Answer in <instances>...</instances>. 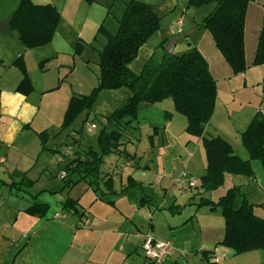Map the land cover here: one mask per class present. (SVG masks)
Wrapping results in <instances>:
<instances>
[{"label": "crops", "instance_id": "1", "mask_svg": "<svg viewBox=\"0 0 264 264\" xmlns=\"http://www.w3.org/2000/svg\"><path fill=\"white\" fill-rule=\"evenodd\" d=\"M52 3L55 5L54 2ZM263 6L264 0H250L247 5L244 26V56L246 70L241 74L234 75L232 73L231 68L216 48L207 30H199L197 35L192 37L191 41L188 42L204 57L209 72L216 82L217 94L215 105L211 118L205 125L203 136L222 137L231 145L233 153L243 160H247L249 155L241 145L240 133L246 128L257 111L260 112L264 120V104L260 101L259 106H257V104H255L256 106H254V104L249 105L247 107L248 111H242L241 114H237L238 111H241V109H238L239 106L244 104L245 100L243 99L236 104L238 108L232 106L235 102L233 95L234 89L229 90L227 83L232 78L247 74L249 68H253V72L257 71V78H255L257 83L259 84L261 81L264 88V64L260 66L252 65L258 33L262 22ZM56 8L58 9L57 6ZM249 9L252 12L250 16ZM109 12L110 10L107 11V14ZM3 19L4 18L0 17V22L3 21ZM180 28H182V24ZM196 29L197 27H194L190 33H193V31L195 33ZM8 30L11 29L9 28ZM8 30L0 33V157L4 159V161L0 163V167H4L5 171L11 174V179L9 182L1 178L0 185L4 181L5 183H11L12 180L20 182L22 180L21 175L32 180L33 184L31 187H25V185L22 184L20 189H16L17 193L20 191L27 193L29 191L32 199L20 194H14L13 186L10 187L6 196L3 197V195L0 194V264H147L142 250V242L145 236H150L156 240L168 239L171 241L173 253L167 259L166 264H180L178 254L182 255L187 252L193 253L194 258L199 260V264H227L226 261L229 262L231 259L235 260V258H232V254L228 251V248L217 245L224 234V221L220 214V210L218 208L210 209L209 206L197 207L195 205L198 198L202 195L209 197L212 201L218 199L213 200L210 197L217 189L210 193H201L202 190L199 187V178L204 173L206 164L204 149L202 154L197 151V153L193 152L187 155L184 163L185 167L181 169V171L176 173L173 169H169V172L166 173L163 167L159 168L156 166V168H152L151 165L146 163L139 164L135 161L138 153L136 151H128L124 146L128 156L123 153H113V155L125 156L124 161L121 160L118 163V166H122L123 168L122 171L116 174L118 177H116L114 175L115 173L110 171L109 168V163H117L118 160H113V158L110 160L104 159L102 164L104 169L101 170L100 167L101 176H103L104 179L111 177L114 193L108 194L106 186L100 183L98 189H101V195L91 197V199H89L90 201L88 200V205L82 204V195L84 192L89 189L95 191L94 186L87 183V185L82 188L81 193L78 192L76 196L67 197L77 202L78 213L72 214L78 218V221L69 220V223H67L66 221H62L61 218H57L58 216H53L55 213L58 214L63 210V201L59 200L60 207L58 206V209L54 208L52 210L50 199L54 197V195L50 197L47 195V192L50 194L62 192L66 190V186L69 189L73 187L74 184L66 185V181H64L65 183L63 185L56 184L55 188L42 186L38 189L39 191L37 193H31L30 190L41 178V172L47 168L45 164L38 165L39 156L42 154L43 158V153L46 152V150H58L45 144L47 149L40 150L41 153H38L39 151H37L38 146L36 143L35 148L33 147L30 150L25 147L26 144L24 140L27 138V143L28 141L31 143L35 139L39 140L37 133L47 130V128L38 130L43 126H37L35 123H37L38 115L41 113L44 104L45 92L51 91L58 86H50L48 88V86L43 85L39 86L40 89H38L28 72L27 58L25 55L27 53L33 54L38 64L44 59L56 58L59 50H56V53L50 52L48 51L50 48L48 46L52 45L55 41L57 31L54 32L52 40L48 44L26 49L22 46L16 32L13 30L11 31H13L20 46L13 45L12 47V45H8L6 42L7 39L2 37L7 34L6 32ZM97 41L100 44V47L97 49L98 51L102 44L101 37H99ZM177 45L178 41L173 50L176 49ZM8 46H10L9 49ZM19 55L23 58L27 75L33 88L29 94H22L15 90L22 77L19 69L13 65V62ZM85 61L89 62V59H85ZM61 65L62 64L59 66ZM45 70L46 68L43 65L42 71ZM42 82L43 81L40 80V84H42ZM219 84L222 85L224 92H230V97H227L223 102H221L219 98ZM240 87L241 91L246 90V77ZM262 96L264 97V95ZM246 103L249 104L248 101H246ZM231 111H233V113H231ZM58 133H56L55 136ZM68 135H70V133ZM47 139H49V135ZM137 139H139L138 136ZM189 141L202 146L200 138L192 136L191 139H187L186 142L188 143ZM129 142L131 143L132 140H129ZM154 147H156L155 143ZM32 158L34 159L33 164H31L33 161ZM69 158V156H64L56 160L60 163L59 166L65 167ZM124 163L127 165L126 167L123 166ZM7 164L8 166H6ZM250 164L254 173L252 177L226 174L224 182L220 187L225 186V191L230 187H237L240 198L236 201V205L238 206L242 199L245 198L248 203L253 205L254 214L263 217L264 170L261 163L259 165L255 160H251ZM9 166L10 170H8ZM130 167L137 171L143 170L148 172L151 179L146 184L149 185H146L143 181L136 180L132 175H128L125 184L123 183V185H121L124 179L123 173ZM32 168L35 170V174L39 172L36 179L30 178V170ZM59 170L61 172L63 171L61 168H59ZM182 171H185L189 176L195 179V181L196 178L198 179L196 181V186L193 187L195 191L192 195L186 197V202L182 205L176 203V198H174L170 204L169 201H167L166 204L160 206V208L156 206L152 209L150 206L146 205V203L152 204L151 198H148L146 195L138 198L140 196L139 191L137 195L132 198L127 196L130 189H142L143 187L150 186L151 189L154 190L156 185H159L160 188L162 187L165 194L171 189L175 191H187L189 188L182 189L175 183L176 178ZM13 172L20 173V175H14ZM152 174L154 178H152ZM74 177L73 179L70 175L68 176L72 181L78 180L79 176L75 175ZM117 178L121 186L119 189L115 188V180ZM128 178L139 185L122 190L127 185ZM105 195H108L107 198ZM33 204H44L46 205V209L41 214L27 213L25 210ZM185 205H187V208L190 210L193 209V213L184 220L174 221V218L177 216L174 214H178L181 206ZM62 215L64 214L62 213ZM193 222H195V226L190 225L193 224ZM62 226H65L67 230L71 229L73 235L65 244L64 249L59 243L61 235L60 227ZM56 245H59L57 253L54 251ZM45 248L50 250L51 259H47V256L45 257L43 253V249ZM140 251L142 254H140ZM204 251H207L208 254L203 255ZM249 254L257 255V257L264 262L263 250H253L238 255L251 259V256L254 255L250 256Z\"/></svg>", "mask_w": 264, "mask_h": 264}, {"label": "trees", "instance_id": "2", "mask_svg": "<svg viewBox=\"0 0 264 264\" xmlns=\"http://www.w3.org/2000/svg\"><path fill=\"white\" fill-rule=\"evenodd\" d=\"M250 0H187L186 7L199 8L209 5V12L202 18L201 27L207 30L218 51L231 68L234 75L246 70L244 56L245 13ZM87 4L99 3L100 0H84ZM108 3V2H107ZM109 7V6H108ZM10 29L26 49L48 44L54 35L60 19V13L53 3H34L33 0H18L12 12ZM160 17L154 8L139 0H126L121 17L117 21L116 31L111 33L101 23L93 40L101 37L102 44L98 50V81L89 94H72L68 100L60 130L69 127L73 120L83 111L92 106L97 93L101 90L127 88L130 91L126 100L105 117V125L98 134V149L88 146L84 151H74L62 172L66 185L78 181H86L98 189L100 183L106 186L107 193L112 194V179L101 176L100 167L105 156L123 153L128 156L124 146V134L134 136L137 129V114L140 106L155 104L171 99L175 112L186 119L184 132L189 136L201 139L205 153V171L199 178L201 193H210L218 189L224 182L226 174L252 177L251 160H258L264 170V120L257 111L246 128L240 133V142L247 151L249 158L241 159L233 153L231 145L220 136L204 137L205 125L211 118L216 100V82L211 76L204 57L195 47L181 53H168L160 44L161 54L158 59L152 52L138 73L129 68V63L137 55L138 49L158 30ZM82 44L78 41L74 53L80 54ZM47 59L39 62L42 69ZM264 64V6L262 22L258 33L256 50L252 60L253 66ZM13 65L21 72V80L16 91L29 94L33 88L27 75L25 63L19 55ZM164 116L170 117L165 111ZM159 131L153 126L149 135L150 147H154L153 136ZM60 132V131H59ZM45 147L48 138L46 130L37 133ZM136 136V135H135ZM77 141V139H76ZM71 147V145H69ZM73 147V145H72ZM70 173H77L78 180L68 178ZM14 175L20 173L13 172ZM22 180L2 184L20 189L22 184L31 187L33 181L21 175ZM1 182V180H0ZM139 185L128 178L127 185L122 189ZM196 186V184L194 185ZM193 186V187H194ZM106 193V194H107ZM239 195L237 187L228 188L224 194L212 201L204 195L195 203L197 207L209 206L218 208L224 221V234L217 245L231 250L238 255L253 250L264 251V216L259 217L253 212V205L245 198L238 206L234 205ZM62 208L78 213L77 202L67 198ZM46 205L33 204L25 211L29 214H41ZM203 255L208 252L204 251ZM214 264V263H209Z\"/></svg>", "mask_w": 264, "mask_h": 264}, {"label": "rangeland", "instance_id": "3", "mask_svg": "<svg viewBox=\"0 0 264 264\" xmlns=\"http://www.w3.org/2000/svg\"><path fill=\"white\" fill-rule=\"evenodd\" d=\"M125 1L126 0H100L99 3L87 4L84 2V0H33L34 3L54 2L61 15L55 29V31H57L55 41L52 45L48 46L50 47L48 51L56 53V50H59V52L56 58H47L44 63L46 70L42 71V69L39 67V64L35 61V56L33 54L27 53L25 55L27 58L28 72L30 73L31 78L34 80V83L38 89H40L39 86L43 85L48 86V88L50 86H58L51 91L45 92L44 104L41 109V113L38 115L37 123H35L37 126H43L38 130L47 128L46 132L49 135V139L46 140L45 144L56 148L58 151L46 150V152L43 153V158L42 154L39 156L38 165L45 164L47 165V168L41 172L40 180L30 190V192L33 194L37 193L39 191L38 189L42 186L55 188L56 184L63 185L65 183L61 179V171L59 170V168L63 170L64 166H59L60 163H58L56 159L59 157L62 158L64 156L73 158L75 156V150L81 152L84 151L88 146L98 149V134L101 128H103L105 125V117L115 108L120 106L130 94V91L123 87L116 90L99 91L90 109L88 111L81 112L73 120L69 127L60 130V125L69 96L72 94H89L92 88L97 84V49L100 47V44L97 41L99 37H97V39L94 41L93 36L96 33L98 26L103 23L109 32H114L117 27V21L123 12ZM139 1L150 4L154 8L156 14L160 17V21L158 30L138 49L137 55L128 65L129 68L135 73H138L141 70L142 65L150 57L152 52L155 53V57L158 59L159 55L161 54V43H164L165 41L168 43L173 37L187 34L184 38L178 40V45L174 50V53H181L187 48L193 47V45L188 42L191 41L192 37L197 35L199 30L205 31L201 27V21L211 9L209 8V5L201 6L199 8H187V0ZM17 4L18 0H0V17L4 19L9 17L15 10ZM108 10H110V12L107 14ZM250 13L252 12L249 9V16ZM179 21L182 24V28L178 27ZM194 27H197L195 33L194 31L193 33H190ZM6 33L7 34L5 36L3 35L2 37L7 39L6 42L8 45H12V47L13 45L20 46L13 31L8 30ZM76 41H79L82 44L80 54L74 53ZM167 43L164 45V50ZM9 48L10 46H8V49ZM85 59H89V62H86ZM60 64L62 65L59 66ZM253 71V68H249L247 74L232 78L227 83L229 90L234 89L233 95L235 102L232 106H236V104L243 99L245 100V103L241 104L239 108L236 106L238 109H241V111H238L237 114H241L242 111H248L247 107L249 105L254 104V106H256L255 104H257V106H259L260 101H262L264 104V97L262 96L264 95L263 84L261 81L259 84L257 83L255 79L257 78V71ZM245 77L247 88L246 90L241 91L240 86ZM40 80L43 81L42 84H40ZM218 93L221 102L225 101L227 97H230V92H224L221 84L218 85ZM246 101H248L249 104H247ZM165 111L170 112V117L166 118L164 116ZM231 113H233V111H231ZM92 124L94 125V128L90 129ZM136 125L137 129L134 133L136 136H130L132 142L130 143L127 141V134H124L123 140L125 141L126 139L125 147L128 151H136L138 153L135 161L139 164L146 163L151 165L152 168H156V166L159 168L163 167L165 168L166 173L169 172V169H173L174 172L177 173L185 167L184 163L187 155H190L193 152L197 153V151L198 153L200 152V154L203 153V148L201 145H196L192 141H189L188 143L186 142L187 139H191L192 137L184 132L186 119L183 115L174 111L172 100L169 98L155 104L140 106L138 109ZM153 126H157L159 131L152 138L153 142L156 144V147L150 148L149 135L152 133ZM56 133L58 134L55 136ZM69 133L70 135H68ZM137 136L139 139H137ZM24 143L26 144L25 147L30 150L33 147L35 148L36 143L38 146V153H41L40 150H45L42 149L41 142L38 139H35L31 143L28 141L27 143V138H25ZM69 145H71V152L68 154L65 153V150ZM111 158H113V160H118L117 163H109L110 171L114 172V175L118 177L116 174H118L119 171H122L123 169L122 166H118V163L121 160L124 161L125 156L109 154L105 156L104 159L110 160ZM255 161L260 165L258 160ZM33 163L34 159L31 164ZM6 166H8V164ZM123 166L126 167L127 165L124 163ZM102 169H104L103 165L101 166V170ZM8 170H10V166L8 167ZM38 173L35 174V170L32 168L30 170V178L36 179ZM123 174L124 179L121 185H123V183L125 184L126 177L128 175L134 176L136 180L143 181L145 184L151 179V176L148 172L143 170L137 171L131 167L128 168L127 171H124ZM75 175H77V173H70V177L73 179L75 178ZM1 178L9 182L11 179V174L5 171L4 167H0V179ZM152 178H154L153 174ZM197 180L198 179L196 178V181ZM85 185H87V182L81 180L80 182L75 183L73 187L69 189L66 186V190L62 192H56L55 194H50L47 192V195L50 197L54 195V197L50 199L52 207L51 209H58V206L60 207L59 200L64 201L67 197L76 196L78 192L81 193L82 188ZM120 187L119 179L117 178L115 180V188L119 189ZM225 188V186L219 187L211 194L210 197L213 200H216L225 192ZM0 189V194L4 197L8 194L10 187L9 185L1 184ZM94 190L95 191H93V189H89L88 191L84 192L82 195V204L84 203L88 205V202L90 201L89 199H91V197L101 195V189ZM188 190L175 191L174 189H171L167 194H165L162 187L160 188L159 185H156L154 190L151 189L150 186L143 187L142 189H130L127 196L132 198L136 196L137 192L139 191L140 196L138 198L141 196L144 197L145 195L148 196V198H151L152 204L146 203V205L153 209L156 206L160 208V206L166 204L167 201H169L170 204L174 198H176V203L182 205L184 202H186V197L188 195H192L195 191L193 187L189 188ZM13 192L14 194H20L32 199L29 191L27 193L24 191L17 193L16 189L14 188ZM105 196L107 198L108 195ZM239 198L240 195H237L235 199V206H237L236 201H238ZM187 207V205L181 206L180 212L178 214H174L175 216L179 215L178 218L177 216L174 218V221L184 220L187 216H190V214L193 213V209L190 210ZM62 213L64 215H62ZM57 218H61L62 221H66L67 223H69V220L78 221V218L73 215L72 212L65 209L58 213ZM190 225L195 226V222ZM60 233L61 235L59 243L64 249L65 244L72 238L73 235L71 229L67 230L65 226L60 227ZM58 247L59 245H56V249L54 250L56 253ZM228 251L231 252V250ZM43 253L45 257L47 256V259H51L49 249H43ZM140 254H142L141 251ZM249 255L254 256H251V259H247L245 256L232 254V258H235V260L231 259L229 262H226L227 264H264V262L259 259L257 255ZM178 257L180 259V264H199V260L194 258L193 253L187 252L186 254L182 255L178 254Z\"/></svg>", "mask_w": 264, "mask_h": 264}, {"label": "built area", "instance_id": "4", "mask_svg": "<svg viewBox=\"0 0 264 264\" xmlns=\"http://www.w3.org/2000/svg\"><path fill=\"white\" fill-rule=\"evenodd\" d=\"M178 27H181L180 22H178ZM94 128L92 124L90 129ZM71 147L68 146L65 150V153L71 152ZM4 159L0 157V163H2ZM61 178L65 176V172L60 173ZM175 183L182 189L193 187L196 184L195 179L189 176L185 171H182L180 175L176 178ZM57 217L58 214L55 213L53 215ZM142 250L145 260L147 264H166L167 259L173 253V247L171 241L166 240H156L151 238L150 236H145L142 242Z\"/></svg>", "mask_w": 264, "mask_h": 264}, {"label": "water", "instance_id": "5", "mask_svg": "<svg viewBox=\"0 0 264 264\" xmlns=\"http://www.w3.org/2000/svg\"><path fill=\"white\" fill-rule=\"evenodd\" d=\"M12 20V15H10L8 18L4 19L3 21L0 22V33L4 32L5 30H8L10 28V22ZM187 34L180 35L173 37L172 39L169 40L165 47V51L168 53H171L173 51V48L175 44L177 43L178 40L184 38Z\"/></svg>", "mask_w": 264, "mask_h": 264}]
</instances>
